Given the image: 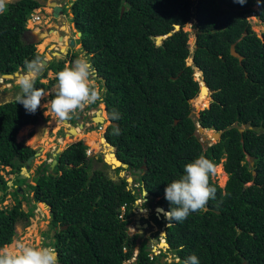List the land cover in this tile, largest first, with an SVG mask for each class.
I'll list each match as a JSON object with an SVG mask.
<instances>
[{
    "label": "trees",
    "instance_id": "1",
    "mask_svg": "<svg viewBox=\"0 0 264 264\" xmlns=\"http://www.w3.org/2000/svg\"><path fill=\"white\" fill-rule=\"evenodd\" d=\"M41 4L13 0L0 14L1 73L25 72L26 62L44 57L27 33V20ZM70 8L106 89L103 101L114 123L108 124L105 137L131 171L142 164L146 169L132 186L126 177L114 178L107 170L111 164L100 155L95 158L83 139L72 141L58 152L53 168L51 162L38 165L34 183L27 182L22 193L33 203L24 208L19 187L27 177L21 169L37 148L18 138V132L40 116L47 118L41 107L28 113L16 103L17 95L1 101L0 170L10 166L17 177L9 185L0 171V202L8 192L16 199L11 206H0V247L18 236V224H30L38 202H46L54 230L46 243L56 248L59 264H122L134 257L129 264H184L193 254L199 264H264V31L259 36L248 18L254 13L264 22V0L244 5L234 0H73ZM192 18L193 51L183 28ZM160 34L165 37L157 43ZM232 43L242 60L231 53ZM190 56L192 63L187 62ZM64 61L49 59L35 86L46 91L57 84ZM195 68L213 89L209 105L197 114L191 99L201 97L208 86L202 82L200 89ZM49 70L54 77L42 80ZM55 95L49 92L50 102ZM207 100L202 98L198 107ZM113 112L119 119L111 118ZM198 125L221 131L219 139L205 144ZM200 155L215 165L222 161L228 175L224 186L211 177L215 198L206 210L191 212L182 222L156 216L165 224L166 246L152 250L147 239L129 232L136 200L145 188L158 197V205L168 211L175 207L165 199V188ZM97 160L101 164L95 166ZM167 253L179 259L160 261Z\"/></svg>",
    "mask_w": 264,
    "mask_h": 264
},
{
    "label": "rangeland",
    "instance_id": "2",
    "mask_svg": "<svg viewBox=\"0 0 264 264\" xmlns=\"http://www.w3.org/2000/svg\"><path fill=\"white\" fill-rule=\"evenodd\" d=\"M48 1H51V0H47L43 5L45 8V12L41 11L42 23H41V25H39L40 30L39 29H38L39 31L37 30V32H39V35L35 36L34 33H28V39L33 40L34 42L38 43V44H36V48L38 49L39 52H44L45 57L46 56L50 57V55L52 54L51 51L57 50L56 45H59V44H60V46H62V45L66 46L67 45L66 42L62 43V41L59 40L58 34L61 35V34L66 33V36H64V37H65V40L68 41V38L71 35L70 25H71V27H74L73 21L70 20V18L72 17V13H70L69 17H67V16L63 17L64 19H60V18L56 19V20L52 19V15H51L52 7L50 6V4L47 3ZM248 18L252 24V28L257 32V34L259 36H261L262 32L264 31V22L254 13L248 14ZM194 22H195V19L192 18L183 27L185 30L189 31L188 42H189L190 48L192 49L191 51H193V48L195 46V38H196V28L194 26ZM27 24L29 26H32L33 23H32V21H30V22H27ZM75 35L77 36V33ZM79 45L80 44L78 43L77 46H79ZM192 61H193L192 56H190L188 58L187 62L192 63ZM193 74H194V78L196 80H199L198 82H199L200 89H201L203 83H202V76H201L200 71L197 68H195V71ZM53 75H54V73L51 70H49L48 76L43 77L42 80L48 81V78L53 76ZM17 78L18 77H16L12 83H6L2 78H0V102L7 100L9 98H12L19 93V91H20L19 88H17L15 86ZM98 83L101 85L99 80H98ZM56 85L57 84L53 85L50 88V90L45 91L46 95H45L44 99H42V101H41L40 107L43 109V116L45 118H47L46 123H45L44 119H43L44 122L42 121L43 123H45V126L43 125L42 122L40 124H38V127H35L36 124L29 123L27 125L22 126L23 128L21 130H19V132H18V138L25 139L27 144H30V145L36 147L37 150L42 148V149H40V153L38 155H35V157L31 160L30 166L27 168L29 175H26L25 170L23 172H21L23 175L25 174L27 177V181L25 182V184L21 185L22 188L19 191L20 192L19 197L22 200L24 208H28V206L33 203V200L24 199V197H22V193L26 194L25 189L27 191V182L34 183L33 176L36 173L38 165H40L43 161L51 162L52 158H53V153L58 148H64L67 145V143H69V142L76 141L79 139H83L89 145L90 148L88 150L90 151V153L92 155H95V158H97L96 156H99V155L104 158V154H105L106 150L111 148V147L107 146L106 144L101 143V141H100V140H102V137H104V131H105L107 124L109 123V120H106L105 123H103L98 128L90 127V128L85 129L83 131H78V134L72 135V134H70L69 131H67L68 124H66V122L64 120L59 119L55 115V113L51 109L50 100L48 99L49 92H56L57 91ZM210 89L211 88H209V90H208V88L205 87L203 94L200 95L201 97L195 99V97H196L195 96L194 99L191 100L192 104L194 106V113L195 114H197L198 111L200 109H202L203 107H206L209 105V102L211 101V98H212V93H211ZM206 96H208V100H207L206 104L198 107L202 98H204ZM99 106L103 107L104 103L101 102V104ZM78 111H80V110H77L76 112H78ZM103 111L105 112V116L107 117L106 110L104 109ZM82 113L84 114V111ZM62 124H64L63 128L60 127ZM39 128L44 129V133L41 132L42 134L39 135L38 141L34 142L36 140V133H38V131H40ZM200 131H198V129H197V134L200 136V139L205 144H209L211 142H214L213 141L214 139L212 137H215V135L212 136V129H205L203 131V129L200 128ZM95 135H96V137L94 138L93 136H95ZM63 139H66V141L62 142ZM92 141L97 142L99 145L96 146V148H94L92 145V143H94V142H92ZM99 164H101V162L98 160L94 162L95 166H97ZM108 164H110V163H108ZM117 167H119L120 169L116 170ZM117 167L110 166L107 168V170L116 179H118L119 177L129 178V176H130L131 180L129 183H130V185L133 186L134 181H135V177L132 174V171H130V169L129 170L126 169V167H120V166H117ZM216 169H217L216 174H215V176H212V177H213V179L217 180V182L221 186H224L228 175H227V173L223 167L222 161L216 165ZM0 171L5 178L9 179L8 182L13 181L17 177V173L10 171V166H6L5 168H2ZM10 189H12V187H9V190ZM27 194L30 197L32 195V192H29ZM14 197H15L14 193L12 194V193L8 192V194L5 196V199L2 202H0V206L1 205L11 206V205L15 204L16 199ZM144 199H145V201H144ZM157 199H158V197L148 199L147 197L144 198V194L140 195L139 198L136 200L135 208L133 210L134 214L132 215L133 218L135 219L137 214H138L137 216H140V213L145 214V216H146V214H152V210L156 211L155 206L158 205ZM50 218H51V216H50L49 207H47L45 204H43V202H38L36 204V207H35V213L30 219L31 220L30 224L27 225L26 227H23L22 224L17 225L18 236L15 237V239L11 242V244H14V242L16 240H20L26 244H32V243H43V244H45L44 240H49L51 238L50 236L44 237L45 233H46V235H51V233H52L50 223H49ZM148 218L153 220L154 217L151 218V215H148ZM145 221H147V220H145ZM132 224H133V222L131 224H129V232L130 233H133L134 230L137 229L135 226L136 224L135 225H132ZM137 225H139V224L137 223ZM143 226H146V224H144ZM141 227H142V224H141ZM147 229H148V233L150 230H155V229L164 230L163 227H161V226L160 227L158 225L151 226V224L147 225ZM160 233H161V235H163V233L161 231H160ZM163 242H164V244H163ZM11 244H9V245L6 244L4 247L10 246ZM149 244L151 246H152V244L153 245L157 244L159 247L160 246H166V240L164 239V237H162L160 239L153 237L152 239L149 240ZM135 249H137V248H135ZM170 254H171L170 256H172V258H170L168 260L173 261V256L175 257V255H173L172 253H170ZM166 258H169V257H166ZM166 258L164 260H166ZM132 260H134V258L130 259V261H132Z\"/></svg>",
    "mask_w": 264,
    "mask_h": 264
},
{
    "label": "clouds",
    "instance_id": "3",
    "mask_svg": "<svg viewBox=\"0 0 264 264\" xmlns=\"http://www.w3.org/2000/svg\"><path fill=\"white\" fill-rule=\"evenodd\" d=\"M45 1L41 0L42 4L32 10L27 20L33 23L32 26L27 24L28 32L37 36L39 35L37 30H40L39 25L42 23L41 11L45 12L43 6ZM12 2L13 0H0V14H3L7 5ZM234 2L244 5L246 0H234ZM49 4L52 5L50 1ZM52 11L53 5L51 15ZM33 14H39L40 18L34 19ZM52 19L55 18L52 17ZM26 66L29 71L19 75L16 80L20 90L16 96V103L22 104L28 113H35L46 93L44 89L35 86L37 71L27 62ZM199 71L202 76V71ZM56 80V95L50 103L52 111L61 120L70 119L77 110H83L90 104L103 101V93L106 89L98 83L96 70L87 53L81 52L71 65L60 70L56 74ZM202 82H204L203 79ZM111 118L119 119V114L113 112ZM114 134H119V128L115 129ZM216 171L215 163L204 155L198 156L184 166V174L167 184L165 188V199L171 206L175 205L164 213L168 221L182 222L191 212L206 210L208 201L215 198L216 188L210 184V178L215 176ZM145 196L146 191L144 198ZM0 264H59V257L53 246L43 243L26 244L16 240L10 246L0 247ZM184 264H199V259L193 254L184 261Z\"/></svg>",
    "mask_w": 264,
    "mask_h": 264
},
{
    "label": "flooded vegetation",
    "instance_id": "4",
    "mask_svg": "<svg viewBox=\"0 0 264 264\" xmlns=\"http://www.w3.org/2000/svg\"><path fill=\"white\" fill-rule=\"evenodd\" d=\"M47 1V0H46ZM45 1V2H46ZM52 1H54V2H57L60 6H61V10H60V13H59V15L58 16H54L53 15V11H52V17L53 18H55V20L56 19H64L63 17H69V15H70V13H72L71 12V8H70V5L72 4V2H73V0H51L50 2H52ZM48 4H49V1L47 2ZM51 7H52V5H50ZM72 18V17H71ZM71 18H70V20H71ZM71 21H73V20H71ZM74 22V21H73ZM74 24V27H71V25H70V28H71V35L69 36V38H68V41H66L65 40V37L64 36H66V33H64V34H61V36H62V40H60V41H62V43L63 42H66L67 43V45H66V47H67V52L66 53H64L65 55H64V59H65V61H64V63H65V66L67 67V66H69V65H71L72 63H73V61L79 56V54L81 53V52H84V53H87L88 54V56H89V58L91 57V55H92V53H88L84 48H83V45H82V42H81V40H80V37H81V35H79L78 34V30L76 29V26H75V23H73ZM64 32V31H63ZM27 33H29V32H27ZM77 33V36L75 35ZM27 35V34H26ZM26 35H25V37H26ZM58 37H60V35L58 34ZM72 40H73V42H72ZM59 43V42H58ZM80 44L79 46H77V44ZM37 44V43H36ZM63 46V45H62ZM56 47H57V49L58 50H61V46H60V44L59 45H56ZM91 60V59H90ZM95 68V67H94ZM95 70H96V73H97V69L95 68ZM52 71V70H51ZM53 72V71H52ZM54 73V72H53ZM54 75H55V73H54ZM54 75L53 76H51V77H54ZM97 78H98V80H99V74L97 73ZM100 81V83H101V80H99ZM101 87L103 88V85H102V83H101ZM104 89V88H103ZM103 103H104V106L102 107V106H99L100 104H101V102H97V103H93V104H90V105H88V106H86L83 110H80V111H78V112H75L74 114H72V116H71V118L70 119H65L64 121L66 122V124H68V128H67V131H69V129H70V127L71 126H74V127H76L79 131H83V130H85V129H88V128H90V127H94V128H98V127H100L103 123H105V121L106 120H110L109 118H108V115H107V117L105 116V119H104V122H101V123H97V122H95L94 120H93V117L97 114V112H99L100 111V114L101 115H104V114H102L103 113V110L105 109L106 110V103L104 102V101H102ZM84 111V114L82 113ZM106 114H107V110H106ZM43 117L42 116H40L39 118H38V120H37V122L36 123H33V124H36V126L35 127H38V124H40L42 121H43ZM44 121H45V123H46V119H44ZM43 121V122H44ZM42 122V123H43ZM45 123H43L44 124V126H45ZM80 124H82L83 126L80 128ZM108 124H110V123H108ZM108 124H107V126H108ZM107 126H106V128H105V131H106V129H107ZM60 127H64V124H62ZM105 131H104V137H105ZM43 133H44V131H43ZM71 134V133H70ZM73 135V134H72ZM94 138L96 137V135L95 136H93ZM106 138V137H105ZM93 139V138H92ZM63 141H64V139H63ZM92 142H94V141H92ZM102 143H104L103 141H102ZM104 144H106V143H104ZM110 147V146H109ZM112 149V148H111ZM114 151L116 152V147L114 148ZM27 162V161H26ZM29 166H30V164H29ZM28 166V167H29ZM126 169H130V171H131V168H129V167H126ZM140 170V172H138V171H136V170ZM146 169V165H141V167H139V168H132V174L134 175V177H135V181H134V185H138L139 184V181L137 180V178H138V176L140 175V174H142L143 172H144V170ZM128 180H129V182H130V178H127ZM142 185L141 186H144V184L143 183H141ZM145 189V188H144ZM144 189H143V191H142V194H144ZM145 197H147L148 199H150V198H156V197H153V196H150V194H146V196ZM156 211H157V213H158V215L156 214V212H154V210H152V214H146V216H145V214H142V213H140V216H137L136 215V217H135V219L133 218V224L132 225H135L136 226V228L137 229H135L134 230V232L133 233H136V232H138V234L140 235L139 236V239L140 240H144V239H147V242H148V244H149V240L150 239H152L153 237H155V238H158V239H160V238H162V237H164V239H165V236L164 235H161V233H160V229H155V230H150L149 231V233H148V229H147V225H150L151 224V226H156V225H158L159 227L161 226V227H163V229L165 230V224H164V226L161 224V223H159V222H157L156 221V216H157V218H163V219H165L166 218V216L164 215V213L166 212H160L159 210H158V208L156 209ZM148 215H151V218H153V220H151L150 218H148ZM153 215V216H152ZM145 220H147V221H145ZM50 221H51V219L49 220V223H50ZM147 222V223H146ZM137 223L139 224V225H137ZM141 224H142V227H141ZM144 224H146V226H143ZM140 226V227H139ZM139 230V231H138ZM142 230V231H141ZM51 231H52V233H51V235H46V233H45V236L44 237H51V238H54L53 236H54V230L51 228ZM50 238V239H51ZM50 239L49 240H44V242H45V245H49V244H47L46 242H49L50 241ZM158 242V241H157ZM50 246H52V245H50ZM154 246V247H153ZM158 247V245L156 244H152V247H151V249L152 250H157L156 248ZM165 246H160V248H162L163 250L165 249L164 248ZM159 248V247H158ZM136 250V251H135ZM137 252V249H134V255H135V253ZM137 254V253H136ZM173 254V253H172ZM171 254L170 253H167V255H166V257H169V258H166V260L168 261V262H170V261H172V260H168V259H170V258H172V256H170ZM173 255H175V257L173 256V260H178L179 259V257H178V255L177 254H173ZM177 258V259H176ZM160 261H161V258H160ZM154 264H157L156 262L154 263Z\"/></svg>",
    "mask_w": 264,
    "mask_h": 264
},
{
    "label": "water",
    "instance_id": "5",
    "mask_svg": "<svg viewBox=\"0 0 264 264\" xmlns=\"http://www.w3.org/2000/svg\"><path fill=\"white\" fill-rule=\"evenodd\" d=\"M51 4L53 5V15H54V16H58L59 13H60V10H61V6H60L58 3L54 2V1H52ZM123 9H124V6H122V10H121V11H123ZM179 27H180V25H179V24H176L175 28L178 29ZM78 34L81 35V32L78 31ZM60 37H62V36L60 35ZM164 37H165V35H163V34L158 35V36H157V39H156V42H157V43H160L161 40H162ZM72 42H73V40H72ZM62 47H63V46H62ZM62 47H61V50H53V51H51L52 54L50 55V57H47V56L45 57V56H44V57L41 58L39 61H34V62L31 63L32 68L35 69V70L37 71V74L40 73L41 70L44 68V66H46V65L48 64V60H49V59H51V58H53V57H55V56L60 57V58H63V57H64V55H65L64 53H66L68 50H67V47H66V46H65V47H66L65 50H64ZM231 53H232L234 56H237L240 60H242L243 57H244L243 55H241V54L236 50V48H235V43H232V45H231ZM27 71H29V69H27L25 72H27ZM25 72H22V71H20V70H17V71H15V72H13V73H11V72L1 73V72H0V78H2L5 82H10V83H12L16 77H18V76L21 75V74H24ZM210 90H211V92H213V89H210ZM104 119H105V116H104V115H101V114H100V111L97 112V114L93 117V120H94L95 122H97V123L104 122ZM109 123H114V122H113L112 120H109ZM43 125H44V124H43ZM82 126H83V125L80 124V128H81ZM250 127H252V126L250 125ZM200 128L203 129L204 127H203L202 125H198V131H200ZM204 129H205V128H204ZM239 129H240V131H243V130H244V127L242 126V127H240ZM39 130H40V131H38V133H36V140H35L34 142L38 141L39 135H41V134L43 133V131H44V129H41V128H39ZM41 132H42V133H41ZM69 132H70L71 134H75L76 132H78V129H77L76 127H74V126H71L70 129H69ZM200 132H201V131H200ZM215 133H217V137H212V138L214 139V140H213L214 142L217 141V140L219 139V137H220V135H221V131L212 130V136H213ZM102 139H103V142L106 143L107 146H110V147L112 148V151H110V154H113V159H115V162H114V163H113V162H109V160L106 158V154H107V153L104 154V160H105L107 163H110L111 166H113V167H117V166H121V167H129L128 163L122 161V160L117 156L116 152L114 151L115 146L112 145L111 142L108 141L105 137H102ZM29 145H30V144H29ZM35 148H36V147H35ZM40 149H42V148H40ZM40 149L37 150L34 154L30 155V156L27 158V162H26V164H25L24 166H22L21 172H23V171L25 170L26 175H29V172H28L27 168H28V166H29L31 160L35 157V155H38V154L40 153ZM62 149H63V148H58V149L53 153V158H52V161H51V163H50V167H51V168H53L54 165L56 164V162H57L56 155H57L58 152H60ZM96 157H98V156H96ZM251 164H253V160H251ZM136 171L140 172V170H138V169H137ZM253 173H255V170H253ZM24 175H25V174H24ZM26 175H25V176H26ZM129 178H131V177L129 176ZM8 184H9V185H13V181H9ZM19 189H21V187H19ZM145 191H146V193L148 194V191H147L146 189H144V193H145ZM1 193H2V191H0V194H1ZM150 196H153V195L150 194ZM43 204H45L47 207H49V204H47L46 202H43ZM157 208H162V209L165 210L166 212L168 211V210H166L162 205H156V206H155V209H157ZM156 214L158 215L157 211H156ZM137 215H138V214H137ZM161 232L163 233L164 236H166V230H161ZM164 259H165V256H162V257H161V261H164ZM129 263H130V261H127V262H123L122 264H129Z\"/></svg>",
    "mask_w": 264,
    "mask_h": 264
},
{
    "label": "bare ground",
    "instance_id": "6",
    "mask_svg": "<svg viewBox=\"0 0 264 264\" xmlns=\"http://www.w3.org/2000/svg\"><path fill=\"white\" fill-rule=\"evenodd\" d=\"M68 27V26H67ZM62 28V27H61ZM208 88V87H207ZM209 90V89H208ZM207 98H208V96H207ZM102 114H104V116H105V112L103 111V113ZM205 129L203 128V131H204ZM79 131V130H78ZM75 134H78V132H76ZM66 141V139H64V141L63 142H65ZM101 141V143H102V141H103V139L102 140H100ZM112 149L111 148H109V149H107L106 150V152L105 153H107L106 154V158L109 160V162H115V159H113V154H110V151H111ZM158 210L160 211V212H165V210H163L162 208H158ZM161 210H163V211H161Z\"/></svg>",
    "mask_w": 264,
    "mask_h": 264
},
{
    "label": "built area",
    "instance_id": "7",
    "mask_svg": "<svg viewBox=\"0 0 264 264\" xmlns=\"http://www.w3.org/2000/svg\"><path fill=\"white\" fill-rule=\"evenodd\" d=\"M33 18L34 19H39L40 18V15L39 14H33Z\"/></svg>",
    "mask_w": 264,
    "mask_h": 264
},
{
    "label": "crops",
    "instance_id": "8",
    "mask_svg": "<svg viewBox=\"0 0 264 264\" xmlns=\"http://www.w3.org/2000/svg\"><path fill=\"white\" fill-rule=\"evenodd\" d=\"M37 36V34H35Z\"/></svg>",
    "mask_w": 264,
    "mask_h": 264
}]
</instances>
